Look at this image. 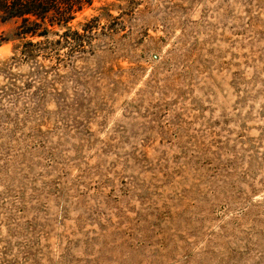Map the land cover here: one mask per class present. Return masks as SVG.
<instances>
[{"label": "rangeland", "instance_id": "obj_1", "mask_svg": "<svg viewBox=\"0 0 264 264\" xmlns=\"http://www.w3.org/2000/svg\"><path fill=\"white\" fill-rule=\"evenodd\" d=\"M15 27L0 264H264V0H93L41 50Z\"/></svg>", "mask_w": 264, "mask_h": 264}, {"label": "trees", "instance_id": "obj_2", "mask_svg": "<svg viewBox=\"0 0 264 264\" xmlns=\"http://www.w3.org/2000/svg\"><path fill=\"white\" fill-rule=\"evenodd\" d=\"M92 2L93 0H0V21H15V35L19 39L44 38V41L34 44L31 41L26 43L40 49L51 43L47 38L56 27L67 29L63 34H56L65 43H69V24ZM75 34L81 38L79 34ZM59 42L61 41H56ZM22 53L33 54V51L25 46Z\"/></svg>", "mask_w": 264, "mask_h": 264}]
</instances>
